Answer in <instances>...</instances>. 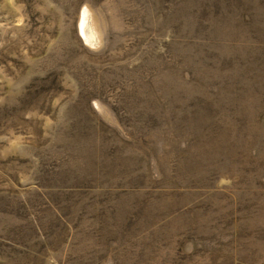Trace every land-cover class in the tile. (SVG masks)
<instances>
[{"label":"rangeland","instance_id":"obj_1","mask_svg":"<svg viewBox=\"0 0 264 264\" xmlns=\"http://www.w3.org/2000/svg\"><path fill=\"white\" fill-rule=\"evenodd\" d=\"M0 264H264V0H0Z\"/></svg>","mask_w":264,"mask_h":264},{"label":"bare ground","instance_id":"obj_2","mask_svg":"<svg viewBox=\"0 0 264 264\" xmlns=\"http://www.w3.org/2000/svg\"><path fill=\"white\" fill-rule=\"evenodd\" d=\"M82 31L86 35L85 37L91 38L89 27H87L86 24L82 25Z\"/></svg>","mask_w":264,"mask_h":264}]
</instances>
